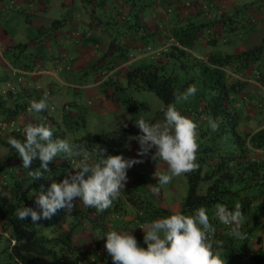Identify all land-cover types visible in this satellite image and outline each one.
<instances>
[{
  "label": "trees",
  "instance_id": "obj_1",
  "mask_svg": "<svg viewBox=\"0 0 264 264\" xmlns=\"http://www.w3.org/2000/svg\"><path fill=\"white\" fill-rule=\"evenodd\" d=\"M165 1L170 8L173 1L175 2V0ZM124 26H126L124 30L128 28L137 30L138 28L134 21ZM148 26L142 24L141 31L145 29V32L151 33L149 29L152 28L158 33H170L182 45L190 42L191 37L185 39L186 34L195 33L193 26L188 23H185L184 28L180 29L179 27L176 29L169 28L164 20ZM37 41L35 38L31 40L33 47ZM26 45L27 42L18 41L2 48L0 60L4 52L11 51L16 54L19 52L18 50H21L20 48ZM108 45L106 54L112 49L117 50L116 55H111L106 60V67L109 68L114 64L112 58L120 54L126 58V54L122 51L123 44L119 45L110 39ZM15 48L18 49L17 52L14 51ZM159 53L160 56L155 61L126 69L125 74L130 79L132 77L135 80L138 79L139 86L153 91L162 100L165 107L175 100V92H182L189 85H193V76H179L177 73L167 70L168 65L176 64L175 62L178 61L184 69H198L196 77H200L203 83L199 93L193 97L195 100L201 101L200 104L197 106H191L189 103L182 106L176 105L181 114L186 111L197 120L200 137L197 153L199 168L197 171L185 175L186 193L180 201L177 211L192 214L193 210L200 206L208 209L211 223L216 230L213 238L222 244V248L219 250L224 255L226 264H264V236L262 235L264 231V125L249 126L243 111L240 110L242 109L240 104L238 105L239 98L242 107L247 98L238 95L245 83L244 79H239L241 76L253 77L264 87V36L257 44L238 51L207 53L204 60L193 56L188 49L173 45L166 46ZM33 54L37 56L36 53ZM23 63L24 72L17 68L15 71L10 70V72L20 75L29 73L32 65ZM222 67H227L228 71ZM104 79L108 83L118 81L116 77L111 75ZM19 82L17 81L13 85H8L6 82L0 84V130H3L4 136V139H0V143L6 146V157L9 165H15L10 174V181L6 180L4 171H0V185L4 184L5 187L4 193L0 190V264H50L43 262L42 258L54 254L58 255V264H105V261L108 262L111 258L108 257L105 258V261L100 260V263L98 262V259L103 257L102 249H100L103 245H99V241L101 236L105 237L104 233L110 230L105 221L107 213L110 212L109 209L98 213L95 209L85 207L80 201L76 203L79 207L71 210L72 213L77 212L79 216L85 217L92 229L96 226L100 230V238L92 234L91 237L95 244L91 248L85 249L76 246L73 240L76 236L74 234L76 225H80L76 216L68 220L66 230H61V227L55 228V223H60L63 218L65 211L63 209L53 216L55 219L53 225H51L50 220H41L38 224H33L30 218L20 220L16 215L17 209L24 206L39 211L35 203L36 196L41 191L46 193L51 183L50 179L43 177L32 180L28 172L40 167L39 160L33 161L32 169H24L21 158L8 143L10 137L24 139L22 123L20 126L19 124L14 126L15 121L13 122L11 119L13 116H21L20 118L27 119L30 123L38 124V118L35 119L33 114L26 115L24 112L29 109L32 101L18 102L19 95L17 93L21 89L17 85ZM237 97L239 98L237 99ZM131 104L132 106L137 104H141L142 107L145 106L142 102L134 99H130L126 106L131 109ZM65 105L62 103L63 108ZM32 112L41 116L46 122L56 123V120L48 118L50 115L44 114L46 110ZM42 112L44 113L40 115ZM159 112L161 111L159 110ZM63 115L59 117L60 121H63ZM46 116L48 117L46 118ZM138 118L131 116L110 131L88 132L84 136L74 137L71 143L84 145L89 151H92L95 145H99L107 150L106 154H122L121 149L127 141L128 135L132 131L139 130L135 126V120ZM209 119L218 123L217 130L213 131L208 126L201 127L202 123H207ZM146 120L151 122L150 119ZM125 124L127 127L124 126ZM53 133L54 139L63 135V132L53 131ZM79 159V157H74L73 162H78ZM49 167L51 172L45 175L57 182L62 181L70 174H74L75 171L68 159L60 157L50 163ZM128 174H132L133 179L140 181L141 172L128 170ZM135 182L129 181V186L126 184L120 198L113 202L112 208L116 209L124 200L134 203L138 211L136 217L131 218L139 227L140 224L147 221L141 223L137 220L142 215L140 208L144 206L140 202L143 201L142 197L134 195L135 191L130 190L137 189V186L134 185ZM137 184L139 183L137 182ZM217 203L226 204L229 208H233L236 203L243 205L244 223L241 230L246 233V239L232 238L228 235L229 227L212 218V210ZM147 208L149 209L147 217L150 219L148 221H151L152 218L157 219L160 215L171 214L170 211L159 206L150 204ZM90 212L92 213L90 214ZM140 220L144 219L141 218ZM46 225L48 227H45ZM124 228L122 226L121 231H126ZM132 234L137 240H142L140 231L137 230ZM10 241L11 243H9ZM215 248L216 245H214Z\"/></svg>",
  "mask_w": 264,
  "mask_h": 264
},
{
  "label": "rangeland",
  "instance_id": "obj_2",
  "mask_svg": "<svg viewBox=\"0 0 264 264\" xmlns=\"http://www.w3.org/2000/svg\"><path fill=\"white\" fill-rule=\"evenodd\" d=\"M89 0H40V4H38L37 13L38 15H34L35 21H38V24L41 25L40 28L34 27L31 23L27 21V16L23 14L22 11L18 12V10H15L13 6L9 3L8 0H0V25L5 29L6 33L10 35L12 38H14L17 42H27V45L23 48H20L21 50L14 49V51L17 52L21 51V55H16L11 51H6L3 54V60L8 61L11 63V66L18 69L19 62H31L30 55L33 53H36L38 56V64L34 63L38 66L35 68H40L41 66L51 68L54 71V75L47 73L43 74V79L45 81V84L49 85L50 88L46 87V85H42L41 90L42 93H40V97L38 100H40L42 97H45L44 94L46 91L50 93V96L47 97L48 102V109L46 110V113L42 112L41 114L50 115L48 117L49 119L56 120L55 122L50 121H44L41 116L37 115L34 112H30L29 110H25L26 115H32L35 119L38 118V124H44L46 126L51 127V129L54 132L62 133L63 135L60 137L61 139H67L70 143L73 140L74 137H81L84 136L86 133H101L105 131H110L111 129L117 127L120 123H122L125 120H128L129 117H141L143 116L145 119H150L151 122H160L163 121V113L159 112L160 106L163 105L162 100L151 90L143 88L138 85V79H130L126 74L124 69V64H120L119 67H117L118 70H111L109 71L108 67L107 70L103 71V75L107 77L108 75L116 77L118 74H120V78L118 77L115 82H103L100 86L101 88H106L105 91L108 92V95H111L113 98H115L118 106L117 109L110 107V109L105 110L103 112H92L89 108V104L87 102L86 93H84L82 88V83L86 80L91 79V75L93 74V69L90 68V65L84 66L82 69L76 68L73 63L75 62V57L77 58L79 54H77L76 50H72L71 42L73 41V36L77 39L78 37H82L84 35H87V33H91L89 37H96L97 40L99 39L97 33L99 32L96 30L93 31L94 27H89L87 25L88 22H91L89 20V17L87 14H90V6H89ZM100 1V0H99ZM126 1V0H125ZM135 2L132 4L130 1H128V4H125L123 8L121 9V6L119 5L117 0H101L100 2L105 5L104 14L101 11L96 10L97 13L100 12L98 16H104L105 20H108V17L110 18V21L100 23L102 24V27L104 26V29L108 33H112L113 37L115 39H118L119 37L126 36L127 33H131L134 35L135 33H140L139 31L129 29L130 31H127L128 29L124 28L126 26H123L124 24L121 23L122 19L124 18L125 11L124 7L129 8V10H133L134 12H139L143 14L145 17H147L149 14H151L152 10V4L149 0H134ZM177 1V0H176ZM175 3H180L181 6L184 7V1H178ZM194 0H189V5L193 4ZM218 0L210 1L209 5L211 3H217ZM23 3V2H22ZM207 3V2H206ZM172 5V4H171ZM198 5V3H197ZM203 5V4H202ZM187 6V7H188ZM199 6H201L199 4ZM208 5L204 4V7H200L201 11L203 8L202 13L206 17H212V14L208 12L207 10H204L205 7ZM34 8H36V5H33ZM198 7V6H197ZM196 7V8H197ZM22 8V7H20ZM119 10L121 11H118ZM170 8V6H167L166 9ZM257 11V10H256ZM254 11V12H256ZM260 12L262 13V16L260 18H253L251 19V13H249L248 10H246V7H242L234 14V25L228 29V26H224V28L218 32L220 29L218 26L212 29L213 32L209 33H219L218 38L219 40L215 44V50H229L231 46L235 43H242L244 45H247L251 42L259 41L262 36H264V5L260 6ZM87 13V14H86ZM167 14V13H166ZM156 17V13H155ZM153 17V18H155ZM202 16H199L201 18ZM101 19V17H99ZM133 18V14H132ZM131 18V19H132ZM157 18V17H156ZM54 19V20H53ZM135 19V18H134ZM80 20H84L86 23L81 22ZM96 21V20H95ZM161 19L157 18L155 22L150 23V25H154L156 23H159ZM97 24H99L98 21H96ZM123 22V21H122ZM146 22V20L144 21ZM93 23V22H92ZM90 24V23H89ZM134 25V23H131ZM167 24V23H166ZM93 26V25H92ZM75 28V29H74ZM77 31V34L74 35L72 32L74 30ZM66 30L68 33H72V35H67L65 39L64 35H60L59 33H63ZM91 30V32H90ZM141 30V29H140ZM198 33H201V37L205 36L206 31L202 30ZM82 34V36H81ZM95 35V36H94ZM70 36V37H69ZM222 37L225 39V41L222 40ZM37 39L38 41L35 42L36 44L33 45L29 44L32 39ZM80 39V38H79ZM111 39V38H110ZM48 42V46L44 45V41ZM222 40V41H221ZM110 41V40H109ZM108 41V44H109ZM201 41L197 43L195 41L194 50H191L190 47H186L184 44V47L191 51L190 53L193 56H197V58H203L206 59V55L202 54L201 56L198 55V50H200V44ZM107 44V46H109ZM197 44V45H196ZM119 45H122V41L119 40ZM123 52L127 55V48H122ZM154 49V48H153ZM152 48L150 49V53H154V55L157 57L160 55L161 50L154 51ZM13 50V49H12ZM67 51V52H66ZM112 51V50H111ZM110 51V52H111ZM2 52V50H1ZM63 52V53H61ZM107 53L105 54L107 57H111V54ZM104 52L99 54L98 58L103 55ZM68 54H72L73 56L69 59V63H66V61L63 60V58H66ZM98 54V52H97ZM147 54V53H145ZM144 54V55H145ZM1 56V55H0ZM105 56V57H106ZM130 57L129 55L127 56ZM104 58V57H103ZM176 64L168 65L166 67L167 70L172 71L173 73H177L179 76H193V82L192 84L196 86L197 93H199V90L202 88V81L200 80V77H196L197 70L193 68H186L182 67L178 61L175 62ZM70 64V66H69ZM3 64L0 63V77H2L1 81H6V84L13 85L14 82L20 81L23 82L22 78L23 76L30 77L29 74H12L8 70V68L2 67ZM134 63L131 64L133 66ZM10 66V67H11ZM121 67V68H120ZM110 68V67H109ZM226 71H228L227 67H222ZM131 69V67L129 68ZM37 72H34L32 74H35ZM19 75V77L17 76ZM102 73H100V76ZM248 76H241L239 79H244L245 83L240 89L238 95L239 97L246 96L247 98L244 100L243 107L242 102H239L241 108L240 110L243 111L244 116L246 117V120H248L249 126L253 127L257 124H263L264 125V88L259 83H255V81L250 80ZM253 79V77L251 78ZM11 80V81H10ZM62 80L63 82L59 81ZM67 82L68 84H65ZM257 82V81H256ZM28 84L30 86L33 85L32 82ZM262 87V88H261ZM38 92L40 90L38 89ZM115 95V96H114ZM93 95L90 94V97ZM130 99L138 100L142 102L145 106H140L141 104H137L136 106L130 105L131 109H129L126 105L130 101ZM22 99H18V102H22ZM62 103H65V108L62 107ZM175 105L182 106L183 104L189 103L191 106H197L201 103L199 100H195V98L191 97L188 101L184 102H176L174 100L173 102ZM63 111V121H60L59 115ZM71 113L68 115L67 113ZM17 114V113H16ZM15 114V115H16ZM182 115H185L195 122L197 121L193 116H191L188 112L182 113ZM21 117V116H20ZM18 116H13L12 121H15L14 126L19 124V126L22 123V127L28 123H30L27 119H22ZM247 124V123H246ZM208 126L207 123H202L201 127ZM246 128V126H245ZM3 130H0V139H4ZM140 134V130L132 131L127 138V141L122 146V153L125 154V152H129V156L127 155L126 158H130V148H132L133 144L138 146L139 144L135 139H132V137L137 136ZM210 135V134H208ZM200 139V137L198 138ZM220 139V138H219ZM130 148H126L129 147ZM154 151V149H153ZM144 162L140 163L138 165V170H142L140 174V181L133 179L134 176L132 174H128V182L129 181H136L134 185L137 186V189H130L134 192V195H138L139 197H142L143 201H140L141 204H143L144 207H148L150 204L155 206H161L163 207L164 203L166 204V209L170 211H177L179 207V203L184 197L186 193V179L185 175L174 178L173 182L170 183L167 186H164L160 189V191L157 193L155 189L159 187L157 183V179L153 176V173L156 170V161H153L149 156L143 157ZM150 162V163H149ZM8 163V164H7ZM9 161L6 157V146H4L2 143H0V171H4L6 175V180L10 181V174L15 168V165H9ZM157 167H160L161 170H164L166 166L162 162H157ZM150 171V172H149ZM140 172V171H137ZM148 172V173H147ZM151 176H150V175ZM1 178V176H0ZM137 182L139 184H137ZM0 190H5L4 184L0 185ZM129 191V190H128ZM126 191V192H128ZM258 191V190H257ZM264 193V190H263ZM138 198V197H137ZM80 201H74V208L79 207L76 203H79ZM145 203V204H144ZM141 206V205H140ZM141 207L142 209L140 219L143 218L144 220L137 219L141 223L143 221L150 222L148 220L149 217V209L146 207ZM73 208V209H74ZM110 212L107 213L106 216V223L109 228H117L118 230H121L120 228L123 226V224H127V227L131 229L132 233H135V231H140L142 240H137L142 247H146V244L144 242V232L143 230L137 226L136 222L131 217H136V212L138 211L137 206L134 205V203H130L127 200L121 201L120 204L116 209H113L112 206L109 208ZM92 212H90L91 214ZM76 216L77 221L80 223L79 226L76 225L75 232L76 236H74L73 240L76 246H78L81 249L85 248H91L92 245H94V241L92 239V234L100 238V230L98 227L91 228V225L87 222L85 217L79 216L77 212L72 213L71 211H64L63 218L61 219L60 223H55V228L58 229L61 227V230H66L68 228V220L70 218H73ZM124 216H128L129 219H124ZM146 217V218H145ZM164 216L160 215L158 218H162ZM155 219V218H154ZM153 220V218H152ZM55 219L52 217L50 220L51 225H53ZM125 221V223H124ZM142 225V224H140ZM50 226V225H49ZM45 227H48L46 225ZM92 229V230H91ZM105 237L100 238L99 245H103L102 252L104 254L103 257L98 259V262L100 263V260L105 261L106 255L108 254L105 250ZM11 243V241L9 242ZM109 256V255H108ZM42 261L45 263L50 264H58V255L54 254L51 256H46L42 258ZM111 261V260H110ZM108 260L105 261V264H113V262H110Z\"/></svg>",
  "mask_w": 264,
  "mask_h": 264
},
{
  "label": "clouds",
  "instance_id": "obj_3",
  "mask_svg": "<svg viewBox=\"0 0 264 264\" xmlns=\"http://www.w3.org/2000/svg\"><path fill=\"white\" fill-rule=\"evenodd\" d=\"M15 2L9 3L13 6ZM196 93V86L189 85L182 92H175L174 96L177 103L186 102ZM48 107L45 96L38 101L33 100L28 110L41 112ZM159 110L163 113V121L149 122L143 116L135 120L140 134L132 139L139 144V158H125L122 151L118 155L106 154L107 150L99 145L89 151L84 145L70 143L67 139H54L49 126L26 124L23 128L24 139L10 137L8 143L21 158L24 169H32L33 161L39 160L40 167L28 172L32 180L43 177L50 179L51 183L46 193L41 191L36 196L35 203L39 211L28 206L18 208V219L30 218L33 224L51 220L62 209L70 212L77 200L87 208L103 212L120 198L122 190L126 188L128 169L143 163V157L149 154L156 161L153 176L159 185L155 189L157 193L172 183L174 178L197 171L198 124L182 115L174 103L166 107L161 105ZM208 124L213 131L219 127L212 119H209ZM124 126L127 127V124ZM58 157L68 159L75 170L74 174L59 182L45 175L51 172L49 165ZM74 157L80 158L78 162H73ZM158 161L166 166L164 170L157 167ZM242 208L240 203H236L233 208L217 203L212 210V218L228 226V235L238 240L246 239V233L241 230L244 223ZM139 227L144 232L146 247L140 246L132 231L110 229L104 233L105 250L113 264H226L219 250L222 244L213 238L216 230L204 206L194 209L192 214L172 211L170 215L153 219ZM102 256L105 257L103 252Z\"/></svg>",
  "mask_w": 264,
  "mask_h": 264
},
{
  "label": "crops",
  "instance_id": "obj_4",
  "mask_svg": "<svg viewBox=\"0 0 264 264\" xmlns=\"http://www.w3.org/2000/svg\"><path fill=\"white\" fill-rule=\"evenodd\" d=\"M100 1L99 0H89L88 2H89L91 12H90V14L86 13L87 16L89 17V20L91 21V22H88L87 25L89 27L90 26L94 27L93 28L94 32L96 30L99 31L97 33V35L99 37L98 40L96 37L95 38L89 37L91 35V33H87V35H84V36H82V34H81L82 37H78L77 39L73 36L72 33L66 32V30L63 33H59L60 35L66 34V35H64L63 39H65L66 36L69 34L73 36L72 37L73 41L71 42L70 47L72 48V50H76L77 54H79V56L77 58L75 57V62L73 63V65H75L76 68L78 67V69H82L84 66L90 65V68L93 69V74L91 75L92 78L89 80H86L82 83V88H85V89H83L84 90L83 92L86 93L87 102H88L89 108L92 112H96V111L97 112H103L105 110L110 109V107L117 109V106H118L115 98H113L111 95H108V92L105 91L106 88H104V87L101 88V86H100L106 80V79L103 80L102 77H100V73L102 71L107 70L106 60H107V58H109V56L107 57L105 55L106 54L105 51L108 47L107 44H108V41L110 40V38L113 39L117 43H119V40L122 41V44H123L122 48L124 46L128 49L127 50L128 53L126 55V58L121 56V54L119 56H116L115 58H112V59H114V64L112 67H110L108 69H109V71L115 70V72H116V70L119 69V68L117 69V67H119L120 64H124L123 70H126V69H129L130 67L132 68L135 66H141V65L150 63L151 61H155L156 58H158L160 56V55H158L156 57L154 55V53H150V49L154 48L153 50H156L155 48L159 47L164 42L165 35L167 33L166 34L165 33H158L156 31H154L152 28H151L152 30L149 29V31L151 33L145 32L144 31L145 29L142 31L140 30L142 24H145L146 27H149L148 25H150V23H152V22H155V20L157 18L158 19L160 18L161 20L166 21L167 26L169 28H174V29H176L177 27H179V29L184 28L185 23L192 25L195 33H189V34H186L184 36L185 39H187V37H191L190 42L188 44H185V46L190 47L191 50H194L193 47L195 45V41H197V43L199 41H201V43H200L201 45L199 47L200 50H198L199 56H201L202 54L206 55L207 53H217V52L222 53V52L238 51L242 48H247V47H250L254 44H257L258 42L261 41V39L263 37L262 36L259 41L251 42L247 45H244V44L238 42V43L233 44L231 46V48L227 51H225V50H218L217 51V50H215V44L219 40V38H218L219 33H209V32H211L212 29L215 28L216 26H218L221 30L224 28V26H228V29H230L234 25L233 23H234L235 12H237L243 6L246 7V10H248L249 13H251V19H253L255 17L260 18L262 16V13L260 12V6L264 5V0H218L217 3L216 2L211 3V5H209L210 1H214V0H209V1L208 0H194L193 4L186 7V8L181 6L180 3L177 4L173 1L171 8H168V9H166L168 4L166 3L165 0H149L153 6H152L151 14H149L147 17H145L143 14H141L139 12H137L135 14L133 10H129V8L124 7L123 12L125 11L126 15H124V18L122 19L123 22L121 21V23L126 25V24L134 21L138 26L136 31H139L140 33H135L134 35H132L131 33H129V35H128V33H127L126 36L122 35V37H119L118 39H115V37H113L112 33L106 32L104 29V26L102 27V24H100V23H103L104 21L107 22V19L105 20L104 16H98L100 14V12L99 13L96 12V10H98V11L102 10V13L104 14L105 5L103 3H101ZM117 1H118L119 5L121 6V9L123 8V6L125 4H128V1H130L132 4L135 2L134 0H126V1L125 0H117ZM178 1L180 2L182 0H177L176 2H178ZM15 3L16 4L13 5L15 10H18V12L22 11L23 14H25L27 16V21L29 23H31L36 28L41 27V25L38 24V21H35V19H34L35 18L34 15L35 16L38 15L37 8H38V4H40V0H16ZM197 3H198V5H197ZM122 4H123V6H122ZM199 4L201 6H202V4L208 5L207 7L204 8V10H207L208 12H210L212 14V17H206L204 15V13H202L201 8H200L201 6H199ZM33 5H36V8H34ZM20 7H22V8H20ZM118 11H121V10H119V8H118ZM254 11H256V12H254ZM155 13H156L157 18L155 17ZM132 14H133V18H132ZM199 16H202V17L199 18ZM99 17H101V19ZM153 17H155V18H153ZM134 18H135V20H134ZM108 19H110V18L108 17ZM95 20L98 21L99 24H97V22ZM145 20H146V22H144ZM80 21L83 23H86L84 20H80ZM197 24H198V26H195ZM151 26H152V24H151ZM193 28H192V30H193ZM130 30L128 29L127 31H130ZM202 30L206 31L204 37H201L202 34L198 33L199 31H202ZM90 32H91V30H90ZM222 40L225 41V39L223 37H222ZM17 42H18V40H17ZM44 42H45L44 45L48 46V42L46 40ZM14 43H16V40L14 38H12L10 35H8L5 31V29L0 25V49L2 50V48L6 47V46L13 45ZM29 44H32V42H30ZM145 45H149L150 48L148 50H146ZM1 50H0V52H1ZM122 51H121V53H122ZM97 52H98V54H97ZM102 52H104L103 54L106 57L101 55L98 58L99 54H101ZM61 53H63V52H61ZM110 53H111V55H116L117 50L114 51V49H112V51ZM145 53H147V54H145ZM21 54H22L21 51H19L15 55L20 56ZM128 55L130 56L129 58L127 57ZM72 56H73L72 54H68L66 58H63V60L66 61V63H69L68 58H71ZM36 57L38 58V56H36L35 54H31L30 55L31 62H26V63H28V65H30V64L32 65L31 70L28 71L29 73H25V74H29L30 77H26V76L21 77V79L26 78V80H28L29 83L32 82L33 85L30 86L28 84V81H25V79H22L23 82L17 83V85H19V88L21 87V89L18 90L17 94L19 95V98L22 99L23 101H25V100L26 101H29V100H31V101L37 100L38 101V99L40 97V93H42L41 87H42V85H46L45 81L42 77L43 74L50 73V74L54 75V71L51 68H47L44 66H41L40 68H35L36 66H38L36 64H34V66H33V63L38 64V59ZM0 63L3 64L5 66V68H8L9 71L12 68H15V67L11 66V63L3 60V58L0 60ZM132 63H134L133 66H131ZM23 64H24L23 62H19V65H17L18 69L20 71L23 70L22 69V67H24ZM3 65H2V67H4ZM69 66H70V64H69ZM34 72H37V73L32 74ZM118 77L119 78L121 77L120 74H118L116 76V78H118ZM251 78H248L249 81L250 80L255 81L254 78L253 79H251ZM1 79H2V77H0V84L2 83ZM6 81H3V83ZM59 81L63 82L62 80H59ZM15 83L16 82H14V84ZM255 83L257 84L258 82L255 81ZM65 84H68V83L65 82ZM46 87L49 90L50 86L48 84L46 85ZM38 89L40 90V92H38ZM262 89H264V88H262ZM90 94H92L93 96L90 97ZM44 96L49 97L50 93L48 91H46ZM63 111H64V109H62L59 117L61 115H63ZM69 113H67V114L69 115ZM261 125H263V124H260V126ZM126 148L129 149L130 146L126 147ZM138 149H139L138 146L133 144L132 148H130V151H132L130 153V156H131L130 158L137 157ZM137 158H139V157H137ZM138 165L139 164L134 165L132 168H130L128 170L135 171V172H137V171L142 172L143 169L138 170V168H139ZM129 185H130V183L127 182V186H129ZM159 207H161V206H159ZM162 208L166 209L165 203H164ZM128 218H129L128 216H124V219H128ZM123 227H125L124 229L126 231H131V229L128 228L127 225H123ZM109 229H117V228H109ZM108 257L111 258L107 254L106 258H108Z\"/></svg>",
  "mask_w": 264,
  "mask_h": 264
},
{
  "label": "built area",
  "instance_id": "obj_5",
  "mask_svg": "<svg viewBox=\"0 0 264 264\" xmlns=\"http://www.w3.org/2000/svg\"><path fill=\"white\" fill-rule=\"evenodd\" d=\"M13 0H9V2H12ZM185 3V5H184V8H186L188 5H189V0H185L184 1ZM201 7H204V5H202ZM74 35H76L77 34V31L76 30H74L73 32H72ZM168 45H173V46H176V47H180V48H185L173 35H171L170 33H167L166 35H165V40H164V42L159 46V47H157V48H155L156 50H163V49H165L166 48V46H168ZM146 48L148 49L149 47L148 46H146ZM12 71H15L16 69L15 68H12L11 69ZM21 72H24V70H21ZM103 74H105V73H103L102 72V75H101V77L103 78V77H105V75H103ZM249 77V76H248ZM124 155H128L129 156V152H125V154ZM262 235L264 236V231L262 232Z\"/></svg>",
  "mask_w": 264,
  "mask_h": 264
}]
</instances>
